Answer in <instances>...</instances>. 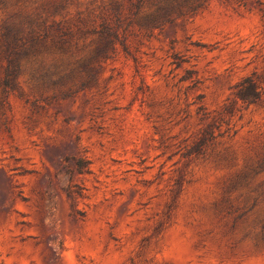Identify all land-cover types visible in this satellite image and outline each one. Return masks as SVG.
Here are the masks:
<instances>
[{
  "label": "rangeland",
  "instance_id": "1",
  "mask_svg": "<svg viewBox=\"0 0 264 264\" xmlns=\"http://www.w3.org/2000/svg\"><path fill=\"white\" fill-rule=\"evenodd\" d=\"M114 1L66 15L94 8L118 34L87 87L32 104L30 78L80 68L97 31L23 60L0 102V264H264V0L155 29ZM245 78L258 101L235 95Z\"/></svg>",
  "mask_w": 264,
  "mask_h": 264
},
{
  "label": "trees",
  "instance_id": "2",
  "mask_svg": "<svg viewBox=\"0 0 264 264\" xmlns=\"http://www.w3.org/2000/svg\"><path fill=\"white\" fill-rule=\"evenodd\" d=\"M110 2L108 4L111 6L116 4L114 0ZM209 2L210 0H133L130 1L133 8L130 14L137 26L163 28L179 18L196 15ZM73 3L74 0H14V11L4 14L0 25L1 104L5 102L6 95L17 90L14 78L21 62H34L47 43L64 51L73 43L77 33L97 31L102 35L93 54L80 68L56 73H44L35 69L30 78V90L33 97H38L34 98L32 104L39 99L47 101L65 98L84 89L88 85V79L95 77L99 65L114 57L118 43L114 25H110L102 11L95 13L94 8L87 10V19L82 17L80 11H75V21L70 22L66 15ZM5 4L6 0H0L1 7ZM121 5L122 3L113 5V11L117 12ZM101 10L106 13L110 7L103 3ZM236 87L235 95L243 101L251 103L259 100L260 92L251 78H245ZM22 94L18 92V95Z\"/></svg>",
  "mask_w": 264,
  "mask_h": 264
}]
</instances>
